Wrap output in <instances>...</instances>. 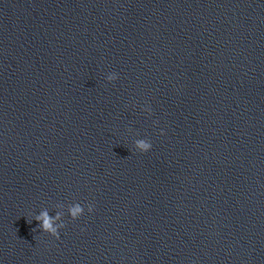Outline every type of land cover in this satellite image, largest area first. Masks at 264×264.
I'll return each mask as SVG.
<instances>
[{"label": "water", "instance_id": "95a60500", "mask_svg": "<svg viewBox=\"0 0 264 264\" xmlns=\"http://www.w3.org/2000/svg\"><path fill=\"white\" fill-rule=\"evenodd\" d=\"M0 264H264V0H0Z\"/></svg>", "mask_w": 264, "mask_h": 264}, {"label": "clouds", "instance_id": "9594fccd", "mask_svg": "<svg viewBox=\"0 0 264 264\" xmlns=\"http://www.w3.org/2000/svg\"><path fill=\"white\" fill-rule=\"evenodd\" d=\"M119 78V74L116 72H111L107 76L108 81H115ZM143 110L147 113H152L151 105H145ZM158 123V122H157ZM163 134V129H161ZM135 148L140 152L147 153L152 150L153 144L150 139L140 138L135 141ZM65 207V205H62ZM95 210V206L91 203L87 204V212L92 213ZM85 205L80 202H74L67 205V214L71 219L76 220L81 216L85 215ZM65 212H57L56 215H51L47 208H44L39 213L35 214L34 219L38 221L37 228L41 229L42 232L49 233L55 236L57 239L60 238L61 229L66 226L65 223ZM29 222V221H28ZM35 230V229H34Z\"/></svg>", "mask_w": 264, "mask_h": 264}]
</instances>
